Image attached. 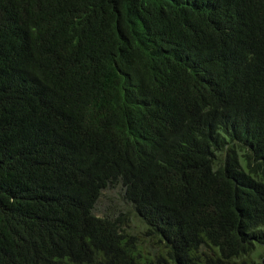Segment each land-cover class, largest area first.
Listing matches in <instances>:
<instances>
[{"label":"trees","instance_id":"trees-1","mask_svg":"<svg viewBox=\"0 0 264 264\" xmlns=\"http://www.w3.org/2000/svg\"><path fill=\"white\" fill-rule=\"evenodd\" d=\"M123 187L155 238L120 217ZM264 264V0H0V264Z\"/></svg>","mask_w":264,"mask_h":264},{"label":"rangeland","instance_id":"rangeland-1","mask_svg":"<svg viewBox=\"0 0 264 264\" xmlns=\"http://www.w3.org/2000/svg\"><path fill=\"white\" fill-rule=\"evenodd\" d=\"M94 213L100 217H120L127 225L126 232L137 238L138 246L147 257L159 256L161 254V249L156 239L146 236L144 225L137 217L131 214L130 206L123 200V187L120 184L110 185L102 192L95 206ZM260 254L261 251L257 249L247 259H252L254 264H257L260 261Z\"/></svg>","mask_w":264,"mask_h":264}]
</instances>
